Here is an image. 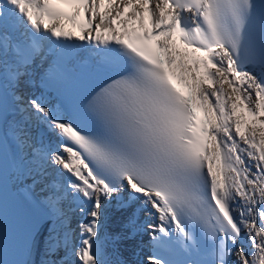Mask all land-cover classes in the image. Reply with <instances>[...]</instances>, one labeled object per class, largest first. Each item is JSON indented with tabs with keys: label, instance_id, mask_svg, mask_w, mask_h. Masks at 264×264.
<instances>
[{
	"label": "snow or ice",
	"instance_id": "1",
	"mask_svg": "<svg viewBox=\"0 0 264 264\" xmlns=\"http://www.w3.org/2000/svg\"><path fill=\"white\" fill-rule=\"evenodd\" d=\"M143 232L148 264H264V0H0V264H126Z\"/></svg>",
	"mask_w": 264,
	"mask_h": 264
},
{
	"label": "bare ground",
	"instance_id": "2",
	"mask_svg": "<svg viewBox=\"0 0 264 264\" xmlns=\"http://www.w3.org/2000/svg\"><path fill=\"white\" fill-rule=\"evenodd\" d=\"M64 27L66 30L75 31L73 29L72 24L64 22ZM74 42L82 46L78 51H80L83 54L89 51H93V48L88 47L87 41H74ZM33 92H35V88H33ZM48 102L53 103L52 100H48ZM114 227L115 225L112 224L111 222L106 223L105 232H110ZM150 241H151L150 235L147 232L141 234L137 237V244L135 247L120 245L119 252L115 254V258L121 261H125L126 264H148V258L150 254L148 251L147 243ZM109 252L110 253L112 252L111 246H109ZM234 258L235 257H233V259Z\"/></svg>",
	"mask_w": 264,
	"mask_h": 264
}]
</instances>
